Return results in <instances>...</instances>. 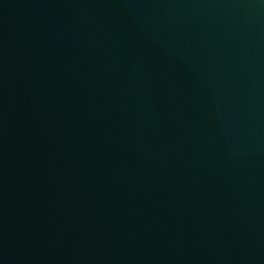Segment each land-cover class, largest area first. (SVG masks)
<instances>
[{
    "label": "water",
    "instance_id": "obj_1",
    "mask_svg": "<svg viewBox=\"0 0 264 264\" xmlns=\"http://www.w3.org/2000/svg\"><path fill=\"white\" fill-rule=\"evenodd\" d=\"M0 264H264V0H0Z\"/></svg>",
    "mask_w": 264,
    "mask_h": 264
}]
</instances>
